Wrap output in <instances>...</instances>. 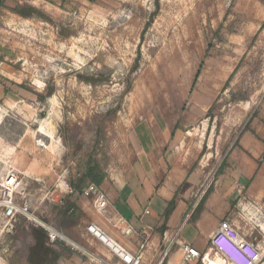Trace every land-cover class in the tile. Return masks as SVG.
<instances>
[{
    "label": "rangeland",
    "instance_id": "374dc122",
    "mask_svg": "<svg viewBox=\"0 0 264 264\" xmlns=\"http://www.w3.org/2000/svg\"><path fill=\"white\" fill-rule=\"evenodd\" d=\"M17 6L31 8L24 9L30 17L13 13ZM147 117L175 126L170 155L191 161L200 192L211 188L244 133L264 136V4L3 0L0 184L10 171L22 175L20 195L35 221L18 217L12 227L0 221V264H25L30 229L60 221L61 207L46 193L68 184L73 193L64 202L87 187L90 161L103 176L100 185L112 184L111 175L134 158L132 131ZM240 200L264 210L245 189ZM232 219L260 242L264 264L259 228L237 207ZM163 237L160 264H168L177 245L162 254ZM206 248L211 259L219 256Z\"/></svg>",
    "mask_w": 264,
    "mask_h": 264
},
{
    "label": "crops",
    "instance_id": "0c3cea01",
    "mask_svg": "<svg viewBox=\"0 0 264 264\" xmlns=\"http://www.w3.org/2000/svg\"><path fill=\"white\" fill-rule=\"evenodd\" d=\"M174 130L175 126L171 130L165 129L150 117L134 126V158L123 172L111 175V185L98 186L108 200V207L102 215L94 208L93 199L83 196L86 187L74 191L72 196H66L59 206L60 221L53 227L65 241L49 243L45 239V248L51 252L45 264H87L80 251L94 254L103 261L102 264H122L86 231L90 224L133 255L139 254L138 235L144 230L148 235V244L140 254L139 264H160V240L165 234H171L173 240L195 248L202 255L209 254L206 247L211 249L210 240L222 221L229 222L245 241L261 249L256 237L241 233L238 223L232 218L240 201L235 182L245 189L249 197L264 203V188L260 189L264 186V167L258 166L264 154V136L254 139L250 132L242 135L238 147L227 158L225 168L215 177L201 212L191 220L202 186L197 188L199 173L193 170L189 159L170 155L173 144V148L177 147ZM146 210L148 214H145ZM119 219L126 221L134 234L121 236L118 233ZM255 231L260 235L259 231ZM29 235L25 264H28V250L34 245L31 229ZM166 249L164 247L162 254L168 253ZM175 249L168 264H174L178 255L181 259L179 264H182V253L178 246ZM196 263L198 261L189 264Z\"/></svg>",
    "mask_w": 264,
    "mask_h": 264
},
{
    "label": "built area",
    "instance_id": "2783aa9c",
    "mask_svg": "<svg viewBox=\"0 0 264 264\" xmlns=\"http://www.w3.org/2000/svg\"><path fill=\"white\" fill-rule=\"evenodd\" d=\"M22 175L16 171H10L7 173L5 179L0 184V221L8 224L12 227V224L18 217L26 218L30 221H35L31 213V207L29 203L22 198L20 190L22 187ZM237 192L241 196L243 194V188L235 182ZM209 186L203 188L198 198V201L204 194L205 190ZM73 191L68 184H64V188L57 186L51 193L47 192L45 198L58 205L63 204L62 196L72 194ZM86 198L93 199V206L99 214H103L108 207V200L105 193L96 185H88L82 192ZM241 201V200H240ZM237 210L239 213L255 228H259V232L264 236V210L260 203L250 201L245 204L240 202L237 204ZM148 214V211H145ZM38 225L45 231L46 238L49 243L56 241H65L64 237L57 230L49 226L48 224H42L37 222ZM120 227L118 233L121 236H130L134 234L133 228L123 219H119ZM10 231V228L7 230ZM86 231L93 237L98 239L122 264H139L140 254L144 251L148 244V235L144 230L138 235V255H133L115 243L111 238L105 235L94 224H90L86 227ZM167 242L166 246L168 252L175 244L179 247L182 253V264H189L195 261H200L201 264H206L204 259L206 254L202 255L195 248L179 243L173 240V236L168 238L165 234L163 237ZM107 240V241H106ZM111 243L112 245H110ZM211 249L218 254L223 260L224 264H259L261 261V249L252 243L245 241L238 231L230 225L227 221H222L210 240ZM87 260V264H102L103 261L94 254L87 251H80ZM167 253V252H166Z\"/></svg>",
    "mask_w": 264,
    "mask_h": 264
},
{
    "label": "trees",
    "instance_id": "16d2710c",
    "mask_svg": "<svg viewBox=\"0 0 264 264\" xmlns=\"http://www.w3.org/2000/svg\"><path fill=\"white\" fill-rule=\"evenodd\" d=\"M260 2L264 4V0H260ZM2 4L3 0H0V6H2ZM24 9L29 10L31 8L17 6V8L12 9L11 11L23 18H29L30 14L25 12ZM16 87L22 88L21 86ZM262 142L264 144V140ZM97 171V165L93 164V162L90 161L84 171V175L88 185L94 184L96 186H99L101 184L103 176L97 174ZM210 192L211 188L208 187L200 198V200L198 201L197 205L195 206L191 220H194L199 215L203 208V204ZM31 236L33 238L34 245L28 250L27 262L28 264H45L47 261L48 254L51 253L49 249L45 248L46 233L42 228L35 227L31 228Z\"/></svg>",
    "mask_w": 264,
    "mask_h": 264
},
{
    "label": "bare ground",
    "instance_id": "6f19581e",
    "mask_svg": "<svg viewBox=\"0 0 264 264\" xmlns=\"http://www.w3.org/2000/svg\"><path fill=\"white\" fill-rule=\"evenodd\" d=\"M262 227L264 229V225ZM109 244L112 245L111 243ZM204 261L206 264H224L223 260L220 257L216 256L215 258L211 259L209 254H206Z\"/></svg>",
    "mask_w": 264,
    "mask_h": 264
}]
</instances>
